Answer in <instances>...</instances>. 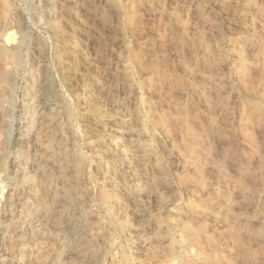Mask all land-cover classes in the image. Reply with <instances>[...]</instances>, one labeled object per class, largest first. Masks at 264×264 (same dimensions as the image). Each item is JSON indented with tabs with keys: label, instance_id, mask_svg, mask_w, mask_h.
I'll use <instances>...</instances> for the list:
<instances>
[{
	"label": "rangeland",
	"instance_id": "obj_1",
	"mask_svg": "<svg viewBox=\"0 0 264 264\" xmlns=\"http://www.w3.org/2000/svg\"><path fill=\"white\" fill-rule=\"evenodd\" d=\"M0 264H264V0H0Z\"/></svg>",
	"mask_w": 264,
	"mask_h": 264
},
{
	"label": "built area",
	"instance_id": "obj_2",
	"mask_svg": "<svg viewBox=\"0 0 264 264\" xmlns=\"http://www.w3.org/2000/svg\"><path fill=\"white\" fill-rule=\"evenodd\" d=\"M9 195L8 186L0 180V205H4Z\"/></svg>",
	"mask_w": 264,
	"mask_h": 264
}]
</instances>
